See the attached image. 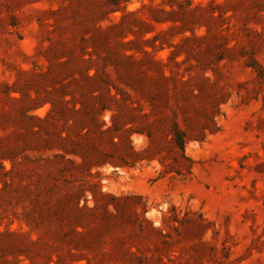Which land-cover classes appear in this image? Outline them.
Instances as JSON below:
<instances>
[{
    "label": "rangeland",
    "instance_id": "rangeland-1",
    "mask_svg": "<svg viewBox=\"0 0 264 264\" xmlns=\"http://www.w3.org/2000/svg\"><path fill=\"white\" fill-rule=\"evenodd\" d=\"M106 3L0 0V264H264V0H121L97 117L125 121H69L89 158L35 145L50 105L23 120L12 88L34 97L49 47L118 23Z\"/></svg>",
    "mask_w": 264,
    "mask_h": 264
},
{
    "label": "trees",
    "instance_id": "trees-1",
    "mask_svg": "<svg viewBox=\"0 0 264 264\" xmlns=\"http://www.w3.org/2000/svg\"><path fill=\"white\" fill-rule=\"evenodd\" d=\"M106 1V14L120 11L121 15L118 23L105 28L98 27L95 32L85 30V33L91 34L82 38L80 43L70 49L60 44L49 47L48 50L53 54L52 56L47 54L45 57L48 62L46 72L37 73L38 75H36L42 79V85L36 86L33 84L34 97H31L26 89L12 88L13 92L19 94V97L13 99L18 104V111L23 120L29 118L26 116L28 111L42 107L47 103L50 105L44 117L34 118L38 123V130L28 127L29 133L34 138L35 145L44 143L48 147H56V149L64 153L73 155L83 153V156L89 158V155L97 150H82V146L71 140L67 133L63 136L69 121L72 120L80 129L95 128V132L100 136L111 134L119 123L125 121L123 118L120 119V117H116L115 114L111 113L109 118L110 125L105 129H101L105 122L99 120L97 113L101 115L106 111L112 112L113 108L108 103L110 101L117 102V99L116 96L110 94L108 88L109 80L100 72L99 64L101 52L107 54L105 60L112 59L116 49L112 47L111 42L115 36L125 30L122 26V21L127 16L136 14L138 9L127 12L125 7L121 5V0ZM116 44L139 45L135 40ZM52 57L58 58V61H52ZM62 57L67 58L60 61ZM53 62H56L55 64L59 68H69L71 76L69 81H61V74L55 73ZM253 63L252 61L250 65L254 66L255 64ZM42 134H45L46 138ZM177 142L183 149V138L181 135H177ZM98 157L101 156L99 155ZM88 163L90 162L85 160L83 164Z\"/></svg>",
    "mask_w": 264,
    "mask_h": 264
}]
</instances>
